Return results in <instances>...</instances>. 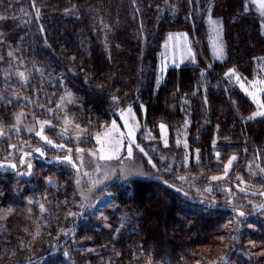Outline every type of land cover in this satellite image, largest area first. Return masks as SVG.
<instances>
[{"label":"trees","instance_id":"trees-1","mask_svg":"<svg viewBox=\"0 0 264 264\" xmlns=\"http://www.w3.org/2000/svg\"><path fill=\"white\" fill-rule=\"evenodd\" d=\"M209 14L221 18V61L210 52ZM0 17V128L6 133L0 138V264H264V214L251 208L234 225L227 203L177 189L180 153L171 141L146 148L156 164L142 158L149 177L104 186L113 208L138 215L130 228L107 239L101 222L81 206L78 166L63 160L68 149L91 142L62 136L54 111L66 86L77 96L69 110L88 130L117 119L128 106L155 135L167 126L171 140L189 108L188 146L199 154L190 168L206 174L222 170L233 153L238 162L245 153L261 152L264 117L246 118L253 103L224 75L235 67L250 78L256 58L264 56L260 20L244 12L242 0H35V6L33 0H0ZM173 30L189 35L197 63L169 67L156 87L159 51ZM16 63L21 80L5 69ZM199 77L207 102L202 106ZM22 110L52 122L44 128L52 145L21 126V117L29 118ZM26 143L44 155L23 154ZM59 143L67 147L53 146ZM71 156L75 161L73 149ZM201 183L221 197L220 185ZM94 238L102 240L99 251L88 248Z\"/></svg>","mask_w":264,"mask_h":264},{"label":"rangeland","instance_id":"rangeland-1","mask_svg":"<svg viewBox=\"0 0 264 264\" xmlns=\"http://www.w3.org/2000/svg\"><path fill=\"white\" fill-rule=\"evenodd\" d=\"M243 6L246 3L248 5V10L244 12H251L258 16L261 29L264 33V16H261L260 8L258 4L252 3V0H242ZM207 31H208V43L210 47V52L213 61H221L224 59V46L222 42V22L221 18L215 15L207 17ZM210 21H215L213 24ZM223 46V55L217 56V46ZM190 49V52H189ZM258 59V60H257ZM7 61L10 64L12 62V57L7 55ZM257 61V62H256ZM197 58L196 53L192 45V40L189 35L182 30L168 31L164 40L162 41L161 49L159 51L158 57V68L156 77V87L162 82L166 70L171 66H179L183 64H196ZM20 64L16 63L13 65H8L6 71L14 75V78L21 80ZM229 69H235V67H230ZM229 69L225 72L227 73ZM236 75L240 77L239 80L235 76H226L225 78L233 86L238 87L242 90L248 97L251 103L254 105V109L247 115V119L252 117L254 113L264 112V107H261L264 102L262 101L261 91L264 88V56L258 57L255 60L253 75L250 78L243 76L239 71L235 69ZM199 75L205 77L206 73L204 70L199 72ZM204 78H200V103L201 106L206 105V99L203 96L205 91ZM37 87L34 86L32 92L37 91ZM71 94L70 96L68 94ZM249 93H255V96L249 95ZM58 98L56 101V111L59 114V124L58 129L62 136L67 139H80L85 137L91 143L89 145H75L73 148V158L78 166V178L77 187L80 195L81 206L85 209V215L93 213V218L100 221L101 224L106 229L108 238H113L117 234L121 233L127 228H130L137 219V213H132L125 211L121 213L120 211L113 208V204L108 201V195L110 190L104 188L108 181L117 179L119 181H124L130 177H149L151 175L142 165V158L145 157L152 167H156L155 162L149 156L147 147L151 146L153 149L159 147L162 144H168L169 141L177 145V151L180 156L177 159V189H180L184 193H190V191L199 198L204 200H209L215 204H224L227 207L232 208V222L234 225L242 221V216L239 215L243 212L247 215L249 210L252 208L253 212H258L257 216L261 217L264 214V150L258 153H245L246 156L240 161H232L231 168L229 169L227 175L224 173V168L227 165L231 157L236 154H232L224 163L222 170L218 173L206 174L203 170L199 168H190L193 161L197 160L199 156L196 148L190 149L188 146V124H189V108L184 110V119L182 121H177V129L174 130L172 139L168 138V127L164 129L160 127L159 135H155L154 129H149L144 121L140 120L137 116L135 110L131 107H126L118 111V118L112 120L108 124H103L100 127L88 130L87 126L78 123L75 115L69 110V105L77 101V96L73 90L63 86L57 93ZM33 98V94H31ZM21 99H28V97L21 91ZM54 106V104H52ZM59 105V107H57ZM36 108L45 109L50 113L53 109L36 104ZM131 110L129 114L128 110ZM27 113V114H25ZM27 115L29 118L21 117V126H24L28 131L36 133L40 131V123L43 121H50L45 119V117L32 115L31 112L25 110L21 111V116ZM264 116L256 115L250 120L261 118ZM68 121L69 123H66ZM51 122V121H50ZM113 122H115L116 128L112 129ZM20 123V121H19ZM51 125L52 122H51ZM60 125V126H59ZM79 125V127H77ZM162 125V124H161ZM50 127L45 125L44 128ZM133 132L132 139H134L135 144L139 145V148L133 146V154L131 157L128 156L127 151L124 147H121L119 152L113 151L114 140H121L123 145H127L129 142V131ZM0 135L4 137L6 133L0 128ZM110 135H106L109 134ZM43 136H46L43 130ZM37 136V135H36ZM41 139L40 136H37ZM99 138V140H98ZM165 140L167 143H165ZM64 145V143H59L57 145ZM56 145V144H54ZM190 145V144H189ZM12 147V146H11ZM38 148V147H37ZM35 146L31 143H26L22 148L23 154H37ZM142 148L143 152L139 149ZM13 150V147L11 148ZM82 150V151H78ZM22 154V156H23ZM71 155V153H69ZM104 155L105 158L100 159V156ZM163 170L168 171L169 166L163 168ZM223 177L222 179L212 180L211 177ZM183 178V179H181ZM207 179L209 181L215 182L220 185L218 190V195L220 198H216L214 194H210L208 189L210 185L202 184L201 181ZM228 190H234V192H228ZM210 196V197H209ZM215 201V202H214ZM219 201V202H217ZM99 224V222H98ZM95 227V226H94ZM92 237H95V233L92 232ZM102 240H97L94 238L93 243L88 246L93 251H99L101 247Z\"/></svg>","mask_w":264,"mask_h":264},{"label":"snow or ice","instance_id":"snow-or-ice-1","mask_svg":"<svg viewBox=\"0 0 264 264\" xmlns=\"http://www.w3.org/2000/svg\"><path fill=\"white\" fill-rule=\"evenodd\" d=\"M189 2H191V0H189ZM252 3H254V4H258V6H259V8H260V10H261L260 14H261V16H264V0H252ZM33 6H35V0H33ZM244 8H245V11L248 10V5H247L246 3L244 4ZM36 11H37V13H39V9H37ZM0 19H5V17H0ZM210 22L213 23V24L216 23L215 21H210ZM41 31H43V29H41ZM189 52H190V49H189ZM222 55H223V46H222V44H221V45H218V46H217V56L220 57V56H222ZM73 59H74V58H73ZM20 75H21V77H23L24 74H23V73H20ZM225 75H226V76H235L237 80L240 79V77L236 75L235 69H229V71H228L227 73H225ZM262 83H264V82H262ZM261 91H264V88H262ZM68 95L70 96L71 94L69 93ZM249 95L255 96V93H249ZM114 100H115V98H114ZM57 107H59V105H57ZM261 107H264V104H262ZM128 112H129V114H130V113H131V110L129 109ZM256 115L264 116V112H257V113H254L252 117H249V119L254 118ZM38 123H40L41 127H40V131L36 132V135H37V136H40L41 139L44 140L47 144L52 145V141H51L50 139H48L46 136H43V135H42L43 130H44V126H45V125H48V126L51 127V126H52V125H51V122H50V121H43V122H38ZM66 123H69V122L66 121ZM77 127H79V125H77ZM160 127H161V129H164V128H165L164 125H160ZM115 128H116V125H115V122H113L112 129L115 130ZM2 134H3V133L0 132V135H2ZM106 135H110V133H109V134H106ZM128 136H129V142H128V144H127L126 146L122 144L121 140H119V139H115V140H114V145H113V151H114V152H119L120 149H121V147H124L125 150H126L127 153H128V156H129V157L132 156V154H133V146L139 148V145H136L134 139H132L133 132L131 131V129H130V131H129V133H128ZM98 140H99V138H98ZM165 143H167L166 140H165ZM53 146H54V147H58V148H64V145H53ZM12 147H15V146L13 145ZM139 150H140L141 152H143V149H142V148H140ZM36 151H37V152H40V149L37 148ZM67 151H68L69 153H71V152H72V149H68ZM78 151H82V150H78ZM28 154H30V153H28ZM40 154H41V155H44L43 152H40ZM217 156H219V153H217ZM105 158H111V157H110V156H109V157H105L104 155H101V156H100V159H105ZM197 159H198V157H197ZM63 160L66 161V162H68L73 168H77V164H76L75 161H73L71 155H66V156L63 158ZM234 160H236V157H235V156L231 157V159L228 161L227 165H226L225 168H224V173H225V175H227L229 169L231 168L232 161H234ZM20 163H22V164L24 163L23 158H21ZM3 166H5V165L0 164V167H3ZM7 167H10V168H16L17 165H16V164H8ZM27 167L30 169V168H31V164H28ZM21 174H22V173H21ZM28 174H31V173H28ZM222 178H223V177H216V176L211 177V179H212L213 181H214V180H217V179H222ZM181 179H183V178H181ZM208 191H211V189H208ZM262 194H264V193H262ZM30 202H31V201H30ZM40 207H41V210H43V207H44V206L41 205ZM69 214L71 215V213H69ZM239 215L243 216L244 213H243V212H240ZM66 255H67V254H66Z\"/></svg>","mask_w":264,"mask_h":264}]
</instances>
